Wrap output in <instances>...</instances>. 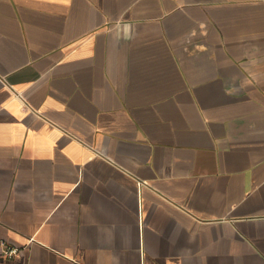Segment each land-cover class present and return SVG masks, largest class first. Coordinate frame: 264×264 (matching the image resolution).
Here are the masks:
<instances>
[{
	"label": "crops",
	"instance_id": "0c3cea01",
	"mask_svg": "<svg viewBox=\"0 0 264 264\" xmlns=\"http://www.w3.org/2000/svg\"><path fill=\"white\" fill-rule=\"evenodd\" d=\"M0 264H264V0H0Z\"/></svg>",
	"mask_w": 264,
	"mask_h": 264
},
{
	"label": "built area",
	"instance_id": "2783aa9c",
	"mask_svg": "<svg viewBox=\"0 0 264 264\" xmlns=\"http://www.w3.org/2000/svg\"><path fill=\"white\" fill-rule=\"evenodd\" d=\"M0 247L2 249V254L7 258L16 256L20 251L18 247L8 245L5 240L0 241Z\"/></svg>",
	"mask_w": 264,
	"mask_h": 264
}]
</instances>
